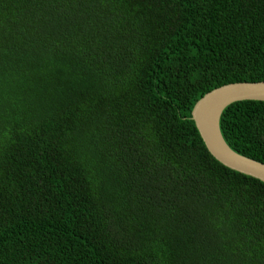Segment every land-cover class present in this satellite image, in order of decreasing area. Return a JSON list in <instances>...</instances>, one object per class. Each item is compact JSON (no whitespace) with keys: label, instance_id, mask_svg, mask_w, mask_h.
I'll return each instance as SVG.
<instances>
[{"label":"trees","instance_id":"trees-1","mask_svg":"<svg viewBox=\"0 0 264 264\" xmlns=\"http://www.w3.org/2000/svg\"><path fill=\"white\" fill-rule=\"evenodd\" d=\"M262 80L264 0H0V264H264V182L191 119ZM219 127L264 163V101Z\"/></svg>","mask_w":264,"mask_h":264},{"label":"water","instance_id":"water-1","mask_svg":"<svg viewBox=\"0 0 264 264\" xmlns=\"http://www.w3.org/2000/svg\"><path fill=\"white\" fill-rule=\"evenodd\" d=\"M244 100L264 101V80L227 83L206 92L192 107L191 119L207 151L224 166L264 182V163L241 155L224 141L219 120L230 104Z\"/></svg>","mask_w":264,"mask_h":264}]
</instances>
